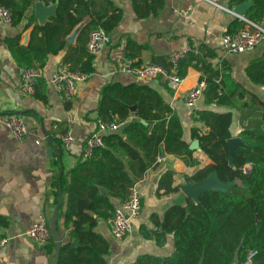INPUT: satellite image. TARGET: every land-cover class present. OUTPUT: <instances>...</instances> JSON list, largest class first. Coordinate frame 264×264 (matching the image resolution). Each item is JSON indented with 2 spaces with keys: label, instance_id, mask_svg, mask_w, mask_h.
Segmentation results:
<instances>
[{
  "label": "trees",
  "instance_id": "trees-1",
  "mask_svg": "<svg viewBox=\"0 0 264 264\" xmlns=\"http://www.w3.org/2000/svg\"><path fill=\"white\" fill-rule=\"evenodd\" d=\"M42 1L47 5L57 2L56 14L42 25L34 24L29 46L19 45L20 35L7 40L16 61L22 66L34 65L36 61L44 66L50 54L72 47L65 36L86 18L89 21L81 34L94 26H102L111 32L121 21L118 9H113L105 19L104 15L93 16V0ZM254 1L247 16L261 22L264 0ZM35 2L0 0L12 9L14 23L26 17V11L33 8ZM34 21L36 16L33 13L28 17L26 28ZM234 26L228 29L229 33L237 31L242 23L237 19ZM40 32V41L35 42ZM80 48L83 49L82 46ZM214 56L213 50L202 45L180 60L178 72L184 78L188 68L194 66L200 71V78L207 83L203 93L205 104H229L240 85L234 83L231 92L225 91L221 70L208 60V57ZM93 58L88 53L82 65L78 66L75 62L73 67L92 71ZM70 59L73 57L68 56L66 61L70 62ZM154 62L169 65L157 58ZM246 72L254 83L264 85V56L252 60ZM242 95L239 92V96ZM135 104L137 109L131 113L129 106ZM99 113L109 121L116 114L121 120L129 115L132 117L117 130L105 134L104 146L95 150L92 156H81L67 173L62 170L60 181L58 173L54 174L56 195H59L60 187L64 195L60 217L64 216V226L69 231L68 239L63 241L58 264H108L111 242L95 228L128 199L131 186L139 182L155 164L162 149L175 156L192 158L195 149L191 148V144L195 139L211 162L193 175L186 176L188 183L202 181L213 173L223 182L234 183L225 191L207 190L199 195L198 200L186 196L184 202L167 207L162 217L152 215L154 227L150 229L142 224L143 237L164 244L168 235H173V252L167 256L143 253L128 264H264V109L254 126H246L241 131L240 136L247 146H237L232 160L228 144V139L232 137L231 111L195 109L194 119L203 122L210 130L205 132L198 126H192L190 139H187L177 111L149 84L110 82L102 89ZM251 161L253 168L246 174L243 166ZM175 174L171 167L162 173L158 193L161 190L164 193L179 191V187L174 185ZM58 231L62 237L59 226ZM73 240H77L79 245H75ZM44 248L54 255L56 244L53 236ZM250 252L253 255L248 262Z\"/></svg>",
  "mask_w": 264,
  "mask_h": 264
},
{
  "label": "crops",
  "instance_id": "crops-1",
  "mask_svg": "<svg viewBox=\"0 0 264 264\" xmlns=\"http://www.w3.org/2000/svg\"><path fill=\"white\" fill-rule=\"evenodd\" d=\"M38 1L40 0H36L35 4ZM215 1L230 8L246 2ZM35 4L26 11V17L20 22L11 25L0 22V115L20 113L28 124V134L21 141L16 140L7 128L0 126V226L3 234L9 238L8 244L0 249V264L53 263L54 255L25 235V231L41 214L51 219L59 196L53 187L54 174H59L61 170L67 173L82 156L86 139L96 129L97 119L102 118L99 105L102 89L106 84H149L177 111L187 139H190L192 126H198L205 132L210 130L203 122L194 119L195 109L231 111L232 137H241L240 133L246 126H254L264 109V85L254 83L246 72L252 60L264 56V40L248 52L225 51L222 36L228 33L230 27H235L237 18L207 0H110L108 3L106 0H93V16L104 15L105 19L112 14L113 9H118L121 12V21L109 32L112 36L111 44L102 53L92 54L94 69L87 71L88 78L78 84L77 96L72 101H65L49 81L56 68L62 62H67L68 56L73 57L68 62L72 66L75 62L80 66L87 60V54L90 53L87 49L90 30L81 33L89 18L84 19L65 36V40L72 47L50 54L44 66L35 62L34 65L43 67V76L36 82L35 93H27L20 77V68L23 66L16 61L7 40L20 35L19 45L29 46L34 24H44L35 13ZM254 4L253 0L250 9ZM33 13L36 21L26 28L28 17ZM259 23L264 26V18ZM41 36L42 32L38 33L35 42H39ZM187 43L192 44L196 50L206 45L215 52V56L208 57V60L221 70L226 92L233 90L234 83L240 85L231 103L207 105L202 98L196 108L187 106L184 97L197 84L201 75L194 66L188 68L178 89L170 87L162 77L143 79L120 69L128 59H132L137 66L154 62L155 58L168 64L171 52L184 48ZM75 47L78 50H73ZM239 92L243 93L242 97ZM131 117L129 115L127 120ZM113 120L122 121L117 114ZM65 132H71L75 137L69 150L61 146L60 135ZM194 143L195 152L192 158L175 156L162 149L155 164L138 182L144 209L133 220L130 234L123 239L114 238L106 220H102L95 228L111 242L112 252L107 257L108 264H128L143 253L167 256L173 252V235H168L167 241L159 244L154 239L143 237L141 225L146 224L148 228H153L152 215L158 214L162 217L167 207L176 202H184L186 195L181 186L185 180L188 183L186 176L193 175L211 162L198 146L197 139ZM50 148H53L52 152ZM59 152L62 153V169L58 159ZM169 167L176 171L174 185L179 187V191L164 193L161 190L158 193L159 179ZM60 212L61 209L58 226L63 232L64 241L68 239L69 231L65 229L64 216L60 217Z\"/></svg>",
  "mask_w": 264,
  "mask_h": 264
},
{
  "label": "built area",
  "instance_id": "built-area-1",
  "mask_svg": "<svg viewBox=\"0 0 264 264\" xmlns=\"http://www.w3.org/2000/svg\"><path fill=\"white\" fill-rule=\"evenodd\" d=\"M212 4L232 13L242 26L235 32L225 33L222 36L223 49L227 52H248L256 48L264 40V26L250 19L245 14H238L234 8L227 7L215 0H207ZM0 22L5 25L14 23V14L10 7L0 3ZM112 42L111 34L102 26H95L90 29L87 49L91 54L97 55L104 51ZM196 50V48L187 43L182 49L171 52L169 56V65L162 66L155 62H147L143 65H135L132 59H128L121 66V71L135 74L143 79H155L162 77L173 89H178L182 83L183 76L179 74V62L187 53ZM43 67L40 65L23 66L20 68V77L24 91L34 94L36 82L43 76ZM89 76L88 72L80 68L73 67L68 62H62L52 73L50 85L59 93L65 101H72L78 94V84L85 81ZM207 83L201 79L190 88L185 97V104L191 108H196L203 98L204 89ZM126 120L107 121L102 118L97 119V127L88 138L82 156L90 157L95 150L104 146L105 134L117 130ZM4 126L14 136L16 140H23L28 134V124L25 117L20 113L9 115H0V126ZM61 146L69 150L75 142V137L71 132H65L60 135ZM159 160L161 158L159 157ZM254 163L248 162L243 166L244 173L251 172ZM142 194L138 182L130 188L128 199L119 205L114 214L106 219L112 236L116 239H123L132 232L133 220L139 217L143 212ZM49 218L41 214L40 217L25 231V235L33 239L38 245L45 246L52 238L49 225ZM9 238L6 237L0 226V249L8 244ZM253 252L249 253L248 262L251 261Z\"/></svg>",
  "mask_w": 264,
  "mask_h": 264
},
{
  "label": "water",
  "instance_id": "water-1",
  "mask_svg": "<svg viewBox=\"0 0 264 264\" xmlns=\"http://www.w3.org/2000/svg\"><path fill=\"white\" fill-rule=\"evenodd\" d=\"M45 4L46 3L42 0L38 1L35 4V13H36L37 17H39L40 21L43 23H45L50 16H54L56 14V8H57V2L54 4H50L51 6L45 5ZM252 4H253V0H247L246 2L240 3L237 6H235L234 11L238 14H246V12L250 9ZM129 107H130V110L134 112L137 109V104L131 105ZM143 122L145 124L147 123L146 120H143ZM48 138H49V140H51L50 137H48ZM194 144L195 143L193 141L191 144L192 148H194ZM228 144L230 146L231 160H232V156L234 153V149L237 146H247V144L244 142V140L239 136L231 137L230 139H228ZM50 151L52 152L53 148H50ZM58 159L61 163V169H62L63 165H62V153L61 152L58 153ZM61 174H62V170L58 174L59 181L61 180ZM185 182H186V180L184 181L183 185L181 186V189L187 197H191L194 200H198V197L201 193H203L207 190L213 189V187L216 185H228V187H224L223 189H217V190L225 191L234 183V182H223V181L219 180V178L217 177V175L215 173H213L208 178H206L202 181H199V182H195V183H185ZM62 202H63V191H62V188L60 187L57 204H56V207L54 209V212H53L52 217H51L50 222H49L51 233H52V236H53L55 244H56V250L54 253V258H53L52 264H58L59 263L62 245H63L62 237L58 231L59 211H60V207L62 205ZM73 242L75 245H79V242L77 240H73Z\"/></svg>",
  "mask_w": 264,
  "mask_h": 264
},
{
  "label": "rangeland",
  "instance_id": "rangeland-1",
  "mask_svg": "<svg viewBox=\"0 0 264 264\" xmlns=\"http://www.w3.org/2000/svg\"><path fill=\"white\" fill-rule=\"evenodd\" d=\"M224 187H228V185H216L213 189H223Z\"/></svg>",
  "mask_w": 264,
  "mask_h": 264
}]
</instances>
